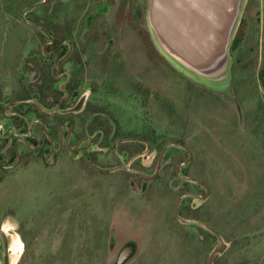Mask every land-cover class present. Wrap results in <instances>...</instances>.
<instances>
[{"label":"rangeland","instance_id":"rangeland-1","mask_svg":"<svg viewBox=\"0 0 264 264\" xmlns=\"http://www.w3.org/2000/svg\"><path fill=\"white\" fill-rule=\"evenodd\" d=\"M247 3L263 22L264 0ZM45 33L70 35L74 46L62 64L74 70L71 98L48 121L54 142L58 126L70 127L74 144L91 122L111 132L104 140L96 135V148L110 146L118 134L119 160L146 174L165 146L191 149L193 160L180 176L206 183L211 196L182 199L178 215L195 217L200 205L209 214L216 205L214 228L226 248L212 264H264V48L248 60L230 57L228 84L213 88L153 51L147 0H0V52L10 60L17 51H41L49 40L37 37ZM42 59L53 66L54 59ZM43 78V105L52 110L62 80ZM104 152L97 162L110 166L114 155ZM71 157L46 153L0 182L10 264H116L127 244L135 252L124 264H206L216 240L173 215L181 195L203 191L174 175L187 158L183 150L168 147L151 181L125 167L114 174L68 169L63 163H81Z\"/></svg>","mask_w":264,"mask_h":264},{"label":"flooded vegetation","instance_id":"flooded-vegetation-1","mask_svg":"<svg viewBox=\"0 0 264 264\" xmlns=\"http://www.w3.org/2000/svg\"><path fill=\"white\" fill-rule=\"evenodd\" d=\"M258 31L260 32L259 38L252 39V36H254L252 35L246 43H244L247 35H251L254 32L258 34ZM37 38L40 41L43 38H48L49 40V42L41 47V51H17L15 53L16 55L12 57L11 60L6 57L8 52L7 54L4 51L2 52L5 56L0 52V124L3 123V126L0 125V129H6L5 135L0 133V182L8 172L19 167L27 166L32 162H40L42 155L46 153L55 156L65 152L69 155L75 154V157H71V159L75 160L79 158L81 160V163H63L67 168L71 165H78V167H87L99 173L114 174L118 171H122L121 169L125 167L126 172L141 176L145 180H153L161 169V161L165 152L161 159L160 155L163 150L158 157L154 172L152 174H146L139 171V169L134 166L123 164V162L119 160L117 151H120L121 147L117 144L119 141L118 134H112V137H115L113 140L114 144L112 141H108L110 146L104 145L96 148V135H103L104 140L105 137L111 136V132H107L104 129L95 130V126L92 128L93 125H91V122H88L84 134L74 144L72 142L74 136L70 127L64 124L58 126L55 131L56 140L54 142V133L51 132L52 128L49 127L48 121L57 118L56 114L60 105L71 98L72 94L68 91V88L72 84L74 70L73 68H64L62 64L69 58V54L72 53L74 46L72 44V36L70 35L50 36L44 34L43 37L39 36ZM258 47L264 48V21L262 22L259 20V15L256 14L253 5L247 3L229 47L230 57L235 59H251L254 54L257 53ZM48 48L51 50L48 51ZM64 48H67L66 52L60 55ZM42 55L47 58L46 61L54 59L52 67L43 66L46 62L42 59ZM262 65L264 69V62ZM44 74L50 75L52 84L56 83V80H62L59 85V90L63 95L57 99L52 110L44 108L43 105ZM236 75L237 74L233 71L232 78ZM261 83L264 88V75ZM254 97L255 94L251 92L247 99L253 100ZM4 105H6L5 108H3ZM63 130L66 131L64 136L62 133ZM70 142L73 145H70ZM84 142L85 145L81 146ZM180 149L186 153L187 160V150ZM186 149L188 148L186 147ZM150 150L152 151L153 149L149 147L147 151L149 152ZM101 151H105L104 154L110 151L109 153L114 155V163L110 166H101L95 157L96 155H103ZM188 151L191 152V160L189 162L191 163L193 160V151H191V149H188ZM180 164L175 167L174 175L179 180L183 181L180 179V177H182L180 176V171L186 165L180 167L177 172L176 169ZM137 171L140 173H137ZM201 183L208 188V196L206 198L208 199V197L211 196L210 187L204 182ZM196 185L203 191L195 195H203L205 193L204 187L199 184ZM206 199L198 200L204 201ZM196 209L195 217H190L189 219L196 220L193 224L196 225L197 229L200 232L209 234L217 242L215 235L204 226L206 225L218 233L214 228L216 218L213 215V209L217 211V206L210 204L209 214L203 211L202 205ZM0 230L3 233V236L0 235V264H10L8 241L1 224ZM15 242L17 241L15 240L14 243ZM15 245L18 246L16 243Z\"/></svg>","mask_w":264,"mask_h":264},{"label":"water","instance_id":"water-1","mask_svg":"<svg viewBox=\"0 0 264 264\" xmlns=\"http://www.w3.org/2000/svg\"><path fill=\"white\" fill-rule=\"evenodd\" d=\"M245 4L246 0H147L150 40L158 53L186 77L213 88L224 87L230 78L229 47ZM169 146L188 152V159L177 167L178 172L180 167L190 162L191 154L182 145L170 144L163 149L160 159ZM180 179L205 189L203 195H181L174 205L173 215L177 221L193 223L196 220L178 215L179 204L189 197L206 199L208 188L193 178ZM204 226L217 238L206 262L212 264L215 255L223 252L226 244L219 233ZM0 235L3 236L1 230ZM134 252L132 245L125 246L119 252L116 264H124Z\"/></svg>","mask_w":264,"mask_h":264},{"label":"trees","instance_id":"trees-1","mask_svg":"<svg viewBox=\"0 0 264 264\" xmlns=\"http://www.w3.org/2000/svg\"><path fill=\"white\" fill-rule=\"evenodd\" d=\"M140 32L142 33V31H140ZM146 35L148 36V40L150 41L148 33H146ZM150 44H151V46H152L153 51L159 56V54L157 53V51H156V49L154 48V46H153V44L151 43V41H150ZM161 59H162V58H161ZM263 75H264V74H263Z\"/></svg>","mask_w":264,"mask_h":264}]
</instances>
